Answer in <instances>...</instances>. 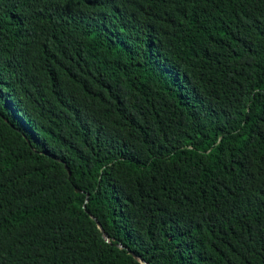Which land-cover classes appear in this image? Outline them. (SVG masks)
Instances as JSON below:
<instances>
[{
  "label": "trees",
  "instance_id": "1",
  "mask_svg": "<svg viewBox=\"0 0 264 264\" xmlns=\"http://www.w3.org/2000/svg\"><path fill=\"white\" fill-rule=\"evenodd\" d=\"M130 253L264 264V0H0V264Z\"/></svg>",
  "mask_w": 264,
  "mask_h": 264
},
{
  "label": "water",
  "instance_id": "2",
  "mask_svg": "<svg viewBox=\"0 0 264 264\" xmlns=\"http://www.w3.org/2000/svg\"><path fill=\"white\" fill-rule=\"evenodd\" d=\"M29 145H30V143H29ZM31 146V145H30ZM58 162H60V163H62V161H58ZM65 169H66V171L69 173V176H70V172H69V169L67 168V167H65ZM77 193H81L82 194V192L81 191H79V190H77ZM89 203V197L87 196V199H86V204L84 205V210L87 212V204ZM95 222H96V224L98 225V228L100 229V231L103 233V238H104V240L108 243L109 242V236L105 233V231L103 230V228H102V226L100 225V223L97 221V219H95V218H92ZM117 248H119V249H123V247H121V246H117ZM130 255L136 260V261H138L139 263L140 262H142L143 264H147V263H145L144 261H142L141 259H138L133 253H130Z\"/></svg>",
  "mask_w": 264,
  "mask_h": 264
}]
</instances>
